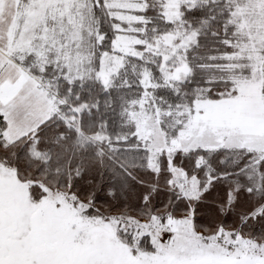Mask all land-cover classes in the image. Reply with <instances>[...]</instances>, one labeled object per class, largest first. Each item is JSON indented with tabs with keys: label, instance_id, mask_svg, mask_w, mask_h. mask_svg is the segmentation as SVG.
Wrapping results in <instances>:
<instances>
[{
	"label": "snow or ice",
	"instance_id": "obj_1",
	"mask_svg": "<svg viewBox=\"0 0 264 264\" xmlns=\"http://www.w3.org/2000/svg\"><path fill=\"white\" fill-rule=\"evenodd\" d=\"M12 172L0 264H222L214 246L242 264V241L264 257V0H0Z\"/></svg>",
	"mask_w": 264,
	"mask_h": 264
},
{
	"label": "rangeland",
	"instance_id": "obj_2",
	"mask_svg": "<svg viewBox=\"0 0 264 264\" xmlns=\"http://www.w3.org/2000/svg\"><path fill=\"white\" fill-rule=\"evenodd\" d=\"M173 11H175V9H173ZM39 16L38 12H33L31 13V17L33 19V21H35ZM30 40L28 39H21V40H17L15 43H11V38H10V44L11 47L13 48H23V49H27L30 46ZM124 47H127V44L124 45ZM246 88L251 87V90L253 92H255L256 94L259 93L260 90V84L259 82H256L254 86H249L248 84H245ZM161 142H162V137L160 138ZM35 170H33V172L31 173L32 177L35 178L34 180H32V183L36 184H42L41 187L46 188L49 192V200L48 203L51 204L53 207L55 206V202L57 200L60 201H64L65 200V191L66 189L62 188V187H58V188H49V181L45 178V176L43 175L42 172L38 173ZM0 179H5V180H9L10 183H12L13 185H15L17 183L16 181V177H15V173L12 172L10 174H0ZM25 193H26V199L27 197V189H25ZM66 207L65 205H62ZM78 225V228L80 230L85 231L86 233L91 230L96 228V225L93 224L92 222L81 218L79 216L76 217L75 221ZM216 247V251L215 253H213L211 255L212 259L215 260H219L222 262V264H232V262L236 259L235 256H233L230 253H226L223 247H219V246H214ZM251 248L252 245L246 243V242H241V249L239 250V258L240 261L242 262V264H259V262L264 259V257L261 256H255L253 255V253L251 252Z\"/></svg>",
	"mask_w": 264,
	"mask_h": 264
},
{
	"label": "trees",
	"instance_id": "obj_3",
	"mask_svg": "<svg viewBox=\"0 0 264 264\" xmlns=\"http://www.w3.org/2000/svg\"><path fill=\"white\" fill-rule=\"evenodd\" d=\"M127 75L131 78V76H132V65L131 64H129L128 65V72H127ZM50 138V137H49ZM49 146H51V145H49ZM38 174V173H37ZM35 178H33L32 180H34ZM36 184H38V183H36ZM40 185H42L41 183H40ZM49 187V186H48ZM50 188V187H49Z\"/></svg>",
	"mask_w": 264,
	"mask_h": 264
}]
</instances>
